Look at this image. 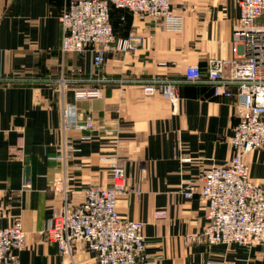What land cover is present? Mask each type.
I'll return each mask as SVG.
<instances>
[{
  "label": "crops",
  "instance_id": "1",
  "mask_svg": "<svg viewBox=\"0 0 264 264\" xmlns=\"http://www.w3.org/2000/svg\"><path fill=\"white\" fill-rule=\"evenodd\" d=\"M70 1L0 0V211L2 226L21 222L27 232L15 264H63L44 235L63 204L52 182L70 178L67 186L79 204L88 186L111 185L112 156L124 160L129 184L140 190L120 196L117 209L122 219L144 224L145 264H264L260 246H211L202 238L208 207L200 197L201 177L233 158L230 139L243 112L236 87L229 97L216 96L205 82L184 81L191 65L205 77L212 58L226 61L229 77L236 0H171L182 18L179 30L113 11L116 36H139L144 43L136 51L108 54L103 75L112 82L104 85L95 82L89 51L61 50L60 17ZM153 78L179 82L176 108L160 94L143 95V81ZM61 79L67 81L62 89ZM66 108L78 122L90 117L93 124L90 131L67 133L77 150L63 162ZM248 160L251 179L264 185V148ZM25 181L32 187L24 189ZM186 181L191 198L183 194ZM77 264L97 259L80 252Z\"/></svg>",
  "mask_w": 264,
  "mask_h": 264
},
{
  "label": "built area",
  "instance_id": "2",
  "mask_svg": "<svg viewBox=\"0 0 264 264\" xmlns=\"http://www.w3.org/2000/svg\"><path fill=\"white\" fill-rule=\"evenodd\" d=\"M236 2L240 14L233 30L235 59L231 62L229 77H224L226 61L212 58L207 63L205 77L198 65H191L186 69L184 81L205 82L213 87L216 96L229 97L232 95L229 88L236 87L238 105L243 112L230 139L233 158L226 164L213 166L201 177L200 197L208 207L202 238L211 246L237 244L264 248V185L251 179L248 160L252 152L264 148V0ZM112 6L141 19H151L167 30H179L183 24L171 0L70 1L60 17L64 30L61 50L63 53L89 51L97 75L95 82L102 85L112 82L103 75L108 54L136 51L144 43L139 36H116L111 22ZM66 82L61 79V89ZM178 84L175 80L153 78L143 81L142 93L147 97L160 94L176 108ZM92 124L90 117L78 122L71 117L70 109L64 110L59 160L66 162L77 150L67 133L73 128L90 131ZM108 160L111 185L88 186L79 204L73 202L72 190L67 186L70 178L64 176L52 182L61 192L63 204L45 227L44 235L57 247L63 264H77L80 252L94 255L97 264H145L148 258L147 240L142 233L144 224L122 219L117 209L120 196L129 192L140 194V190L129 184L124 160L117 156ZM22 187L31 188V181H25ZM193 193L190 182L186 181L184 196L191 198ZM2 219L0 211V264H15L17 252L26 247L27 232L21 222L2 226Z\"/></svg>",
  "mask_w": 264,
  "mask_h": 264
},
{
  "label": "trees",
  "instance_id": "3",
  "mask_svg": "<svg viewBox=\"0 0 264 264\" xmlns=\"http://www.w3.org/2000/svg\"><path fill=\"white\" fill-rule=\"evenodd\" d=\"M115 10H118V11H120L121 13L122 12H128L127 10H124V9H117V8H115V7H111V22H112V16H113V11H115ZM130 12V11H129ZM131 13V12H130Z\"/></svg>",
  "mask_w": 264,
  "mask_h": 264
},
{
  "label": "rangeland",
  "instance_id": "4",
  "mask_svg": "<svg viewBox=\"0 0 264 264\" xmlns=\"http://www.w3.org/2000/svg\"><path fill=\"white\" fill-rule=\"evenodd\" d=\"M131 187H135V188H137V189H139L136 185H134V184H131Z\"/></svg>",
  "mask_w": 264,
  "mask_h": 264
}]
</instances>
